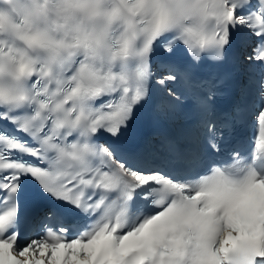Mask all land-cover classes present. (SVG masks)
Here are the masks:
<instances>
[{
	"label": "snow or ice",
	"instance_id": "6c2138e0",
	"mask_svg": "<svg viewBox=\"0 0 264 264\" xmlns=\"http://www.w3.org/2000/svg\"><path fill=\"white\" fill-rule=\"evenodd\" d=\"M146 109L196 118L129 149ZM0 264H264V0H0Z\"/></svg>",
	"mask_w": 264,
	"mask_h": 264
},
{
	"label": "bare ground",
	"instance_id": "6f19581e",
	"mask_svg": "<svg viewBox=\"0 0 264 264\" xmlns=\"http://www.w3.org/2000/svg\"><path fill=\"white\" fill-rule=\"evenodd\" d=\"M244 69V68H243ZM257 71H259V68H258V66H257ZM244 72H245V69H244ZM253 110V109H252ZM169 124H173V125H175V126H177V127H180V126H182L183 125V123L182 122H180V121H177L176 123H171V122H169V121H167ZM155 142H157V141H155Z\"/></svg>",
	"mask_w": 264,
	"mask_h": 264
},
{
	"label": "rangeland",
	"instance_id": "374dc122",
	"mask_svg": "<svg viewBox=\"0 0 264 264\" xmlns=\"http://www.w3.org/2000/svg\"><path fill=\"white\" fill-rule=\"evenodd\" d=\"M243 75H245L244 73H243ZM245 77V76H244Z\"/></svg>",
	"mask_w": 264,
	"mask_h": 264
}]
</instances>
